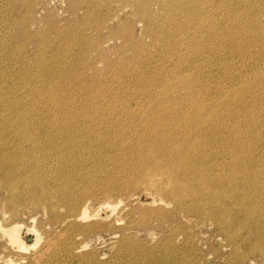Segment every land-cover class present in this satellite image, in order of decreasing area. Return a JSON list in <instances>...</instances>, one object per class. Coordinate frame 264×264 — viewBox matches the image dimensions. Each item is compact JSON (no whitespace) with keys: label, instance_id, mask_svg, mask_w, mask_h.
<instances>
[{"label":"rangeland","instance_id":"rangeland-1","mask_svg":"<svg viewBox=\"0 0 264 264\" xmlns=\"http://www.w3.org/2000/svg\"><path fill=\"white\" fill-rule=\"evenodd\" d=\"M226 1L229 0H218L214 4L219 12L214 14L210 10V19L212 22L217 20L220 24H223L226 19L230 21L213 30L222 29V34H225L223 40L227 41L228 30L234 26L238 30L236 35L239 36V41L248 42V45L238 47L228 43L222 53L215 46L199 48L198 51L202 52L199 58L180 60L177 69L189 67L188 71L198 81H207L203 91L199 90L200 95L195 102L200 99L205 104V112L209 114L208 121L214 122L213 128H217L218 134L223 137L221 141H218V146L219 148L222 146L224 161L229 163V169H231L229 173L235 165H239V169L228 176L231 181L242 177L238 185L243 186L245 190L237 200L235 199V203L238 201L235 207L242 208L238 214L239 219L235 220V225L227 223L219 225L217 222L225 219L219 221L211 217L208 211H202L200 215L194 214L195 212L191 210L198 211L195 208L198 205L192 201L191 206L187 205L184 209L178 208L182 202L168 204L161 201L158 205L151 196H146L145 183H141L136 189L123 187L121 191L108 192L96 189L97 191L89 197L95 210L103 199L110 196L114 198L119 195L116 198L120 202L111 214L115 220L109 223L112 227L115 226V229L103 228L99 233L101 235L85 248L87 251L91 249L95 252L93 256L96 264H264V79L262 78L264 76V0L249 2L236 0L232 1L229 7L225 5ZM152 4L155 8L158 6V4ZM235 5H238L239 9H235ZM136 7L137 3L130 0H116L110 5H101L100 0H0V110L11 113L18 109L19 113H25V116L29 117L51 115L53 120L57 119L60 122V126H66L68 120L57 117L55 113H71L83 119L87 113L82 107L93 108L92 105H97L101 106L94 118L97 121L104 118L107 120L117 118L118 113L126 110L125 113L128 116L121 120L122 126L110 123L107 130L99 135L98 143L108 145L110 137L120 134L123 126H128L137 116L139 119L141 114L146 113L144 112L146 108L141 107L140 111L132 115L129 113V108L122 106V101L128 96L135 95L137 91L140 95L146 96L138 101L139 105L149 102L158 104V101H152L145 89L150 86V82L155 77H159L157 72L168 71L186 50L191 49L192 43H181L185 39L184 36L194 37L203 31L195 28L189 33H184V24L189 20H196L197 17L182 19V22L176 20L179 32L175 34V42L168 43L171 38L168 37V33L165 34V29L169 27L171 21L167 20L165 15L162 17L157 14V11L146 12L160 21L157 28L140 20V16L136 14ZM107 15L110 19L111 16L115 18L110 20ZM129 18L133 19L130 24L134 26L129 31L132 35L113 34L112 36L110 28L121 25ZM153 31L157 33L154 34ZM253 31H255L254 34ZM7 40L10 41L9 44L4 42ZM120 46L124 48H118ZM121 62L122 64L125 62L124 68ZM157 68H159L158 71H156ZM119 77L123 78L118 79ZM198 81L195 84H198ZM178 86L182 88L180 93L183 94L184 84L180 82ZM51 96L57 98L59 104L67 101L73 109L66 107L55 112L51 108L49 111L50 106L43 101ZM180 99L179 95L171 96L170 99L168 96L162 110L175 108L191 114L193 105L192 108L185 106V103L191 104V102H187L185 98L182 101ZM23 100L26 105L23 104ZM192 100H194L193 96ZM16 101H22L20 106H16ZM9 102L11 107L6 109L4 104ZM123 103H128V107L136 106L134 99L125 100ZM255 104L256 108L253 112L245 113ZM216 112L222 118L221 120L216 118ZM111 116L113 118H109ZM142 117L146 121V117ZM149 118L150 121L156 120L153 116ZM239 127L243 128L245 133H241ZM157 133L158 129L149 132L146 138L150 140L156 137ZM63 134L65 135L63 139L70 137V142L66 144L67 150L78 148L80 144L76 127L71 126L68 131L63 130ZM137 135L136 129H130L126 133V137L132 140H135ZM204 144H214V140L209 136ZM227 144L229 147H225ZM147 147L149 145L144 148L134 146L132 155L138 161L142 160ZM117 148L115 152L118 154L127 147L117 146ZM194 151L200 154L205 151L202 155L208 157L215 150L212 145H209L205 150ZM107 153V150H103L96 156L95 169L99 163H105L110 159ZM81 155L86 156L82 152ZM247 164L248 167L255 168L261 173L260 177H253L250 183L245 180V177L252 174L253 169L247 170ZM220 167L216 166L217 169ZM2 183L0 178V185ZM216 189L218 190L217 187ZM134 190L135 193L128 197ZM218 193L220 192L214 193L216 196L213 202L219 199ZM6 196L9 209L14 210L19 204L12 201L8 193ZM196 196L197 194L191 192L188 195L191 200ZM129 199L132 203L123 209ZM159 199L158 195L155 200ZM228 201L221 198L222 210L227 203L233 204ZM254 205H257L256 209ZM172 209L176 212L170 218H166ZM19 210L23 213V217L11 221L17 227L16 233L19 239L22 237L28 243L27 237H32V234L27 231L28 227L39 230L41 234H54L55 228L41 213L35 217L30 216L34 208L26 206L20 207ZM109 211L112 212L111 209ZM247 211L250 215L254 213L253 219L248 222L243 217L244 212L247 214ZM146 214L148 217L143 219ZM63 217L61 215L59 219ZM43 219L45 222L42 223ZM159 221H162L161 224ZM0 224L1 228H6L3 221L0 220ZM148 227L149 229H146ZM112 230H116L117 233L115 234ZM79 237L78 234L65 236L70 243L75 242ZM132 240H134L135 248L130 246ZM5 243L6 241L0 238V263L4 264L11 259L14 261L11 264H18L19 257L15 254L19 253L17 246L10 247L8 243V247L14 251L15 255L6 258ZM42 243L39 242L36 247L27 249L28 251L24 253L28 256L35 255L36 260H43V263L47 262L44 259L46 250ZM141 246L146 249L144 252H141ZM73 263L77 262L73 261Z\"/></svg>","mask_w":264,"mask_h":264},{"label":"bare ground","instance_id":"bare-ground-1","mask_svg":"<svg viewBox=\"0 0 264 264\" xmlns=\"http://www.w3.org/2000/svg\"><path fill=\"white\" fill-rule=\"evenodd\" d=\"M114 1L116 2V0H100V4L110 5ZM130 1H135L137 3L136 14L140 16V20L146 21L148 24L157 28L160 25V21L156 17H152L146 13L150 10H153L152 12L157 11V14L162 15V17L165 15L164 17L171 21L169 27L165 29V34L168 33V37L171 38L168 43H174L175 34L179 32L176 20L182 22V19L197 17L196 20L192 19L184 24V33H189L195 28L203 31L194 37L188 35L184 36L185 39L182 40L181 43H192L191 49L189 48L186 50L184 55L176 60L168 71L162 73H160V71L157 72L156 74H158L159 77H155L154 79L151 78L153 79L152 82L149 81L150 86L147 85L148 87L145 91L148 96H151L150 98H152V101L156 100L158 104H153V102L150 104L149 102L139 105L138 101L146 96L140 95L137 91L135 95L128 96L123 100L134 99L136 106L128 107V103H123L122 101V106L129 108L130 114L135 115L140 111L141 107L146 108L144 111L146 113L141 114L139 119L137 116L128 126H123V131L120 134L110 137L108 145L98 143L99 135L107 130L110 123L121 125V120H124L128 116L125 113L126 110L122 111V113H118L117 118L111 120L104 118L95 121L94 118L98 108H101V106L92 105L93 108H86V106L82 107L83 104H80L84 112L87 113L84 115L83 120L77 115H71V113H55L59 112L58 109L71 107L72 105L67 101L59 104L55 97L51 96V98H48L49 95L46 99L44 98L45 100L43 102H46L47 105L50 106L49 111H51L52 108L55 110L54 113L57 114V117H64L68 120L66 126H60V122L57 119L53 120L51 115L47 114H37L38 116L32 115L33 117H29L28 115L25 116V113H19L17 111L18 109L15 110L16 108L14 109L17 111L16 113H14L15 111L11 112L14 114L7 112L5 109L4 111L6 112L0 110V178L3 182L0 185V187H2L0 188V214L2 215L0 220L6 225V228L0 227V238L6 241L4 245L6 249L5 252H7L5 255L6 258L13 257L14 254V251L10 250L8 247V243L10 247L17 246L19 253L15 254L19 257L18 264H96L93 256L95 252L91 249L87 251L85 248L101 235L99 233L102 232L103 228L112 227L109 223L111 220L115 219L111 217V214L120 204L117 200L118 198H116L119 195H116L114 198L109 195L110 197L102 201L99 200L101 202L95 210V206H93L89 197L93 192L97 191L96 189L108 192L117 191L123 187H129V189L132 187L136 189L141 183H145L146 196H151L152 199H154L153 201L157 202V204L161 201L168 204H179L182 202L179 204L178 208L184 209L187 205L191 206V201L196 202L198 206L195 208H197L198 211L196 209L191 211L198 215H200L202 211H208L211 217L219 221L225 219L224 221L217 222L219 225L223 223L235 225V220L239 219L238 214L242 208L235 207L236 204H238V201L235 203V199L237 200L245 190L243 186L238 185L242 177L236 181H231L228 178L233 171L239 169V165H235L232 172L229 173L231 171V169H229V163L224 161L225 159L221 152L222 146L220 148L218 146V141H221L223 137L218 134L217 128H213L214 122L208 121L209 114L205 112V104L200 99L195 102L200 95L199 90L201 89V92L203 91L207 81H198V79L193 77L188 71L190 69L189 67H183L179 70L177 66L180 60L186 58H199L202 54V52L198 51L199 48L215 46V48L222 53L228 43H233L238 47H246L248 42L239 41V36L236 35L238 30L234 26L228 30L227 41L223 40L225 34H222V29L213 30L230 21L226 19L223 24H220L217 20L212 22L210 19V10L214 14L219 12V9L214 7V4L217 3L218 0ZM232 1L236 0L226 1L225 5L229 7L233 3ZM246 1L249 2L250 0ZM152 3L158 4V6L155 8ZM236 4L239 5V3ZM238 5H235L234 8L239 9ZM230 10L232 11V8ZM88 12H90V9H88ZM112 18H115V16H111V19L110 16H108V19L112 20ZM132 20L129 18L128 21L125 20L121 25L111 27L109 31L112 33V36L113 34H130L129 31H131V28L134 26L130 24ZM206 31H208L209 34H206ZM153 33L156 34L157 32L153 31ZM254 33L255 31H253V34ZM4 42L10 43L9 40ZM102 46L103 44L101 43V47ZM122 47L123 46H120L118 48ZM12 51L13 50H11V52ZM40 51H42V49ZM236 53H238V51H236ZM205 58L207 59V56ZM123 64L122 68H124ZM158 69L159 68H157L156 71H158ZM122 78L123 77H119L118 79ZM262 78L264 79V76H262ZM143 81H141L142 85ZM196 81H198V84H195ZM180 82L184 84L183 88L185 91L183 90V94L180 93L182 88L178 86ZM178 95L181 97V101L185 98L187 102H191V104L185 103L187 107L191 106L192 108L193 105L191 114L176 110L175 108L162 110L166 103L165 99L168 96L170 99L171 96L177 97ZM209 95H212V90ZM192 96L194 100H192ZM13 98L15 99L14 96ZM21 102L16 101V106H20ZM39 102L40 100L38 103ZM10 103L11 102L7 103L9 105L6 103L4 104L6 109L11 107ZM23 104H25L24 100ZM151 108L155 110L150 111L149 109ZM255 108L256 104L252 106L250 111L245 113L253 112ZM253 115L255 114L253 113ZM142 116L146 117V121L143 120ZM150 116H153L156 120L150 121ZM109 118H113V116ZM216 118L218 120L222 119L217 112ZM71 126L76 127L77 139L80 145H78L76 149L67 150L66 144L70 142V137L63 139L65 136L63 130L68 131ZM130 129H136L138 131L135 140L126 137V133ZM157 129V136L148 140L146 138L147 133L154 132ZM239 129L241 133H245L243 128L239 127ZM209 136L214 140V144H204ZM146 145H149V147L144 150L145 157L138 161L135 156L132 155V149L134 146H141L144 148ZM209 145H212L215 151L208 157L202 155L205 154V151H203L202 154L194 151L196 149L205 150ZM117 146L127 148L117 154L115 152V149H118ZM225 147H229V145L227 144ZM82 148H84V150ZM103 150L108 151L106 155L109 156L110 159L105 163H99L98 167L95 169L94 163L97 158L96 156L101 154ZM81 152L86 156H82ZM217 165L221 167L217 169ZM246 169H253V173L245 177L248 183H250L253 177L261 176L258 170L248 167V164ZM249 186H251V184H249ZM190 192L197 194L192 200L188 197ZM217 192H220L218 193V198L220 200L221 198L228 199V202H233V204L231 203L232 205H230V203H227L224 206V210H222L219 199L213 202L214 196H216L214 193ZM6 193L11 195L12 201L19 204L14 210L9 209ZM134 193L135 190L132 191L128 197L132 196ZM158 195L160 199L155 200ZM131 203L132 200L129 199L123 206V209H126ZM26 206L34 208L33 214L30 215L31 217H35L40 213L46 217L48 221L51 222L52 227L55 228L54 234H41L39 230L28 227L27 231L32 234V237H27L28 243L25 239H22V237L19 239L18 233H16L17 227L12 224L11 221L23 217V213L20 212L19 209L20 207ZM256 207L257 205H254L255 209ZM110 209L112 212L109 211ZM175 212L176 210L172 209L171 213H168L166 218H170ZM61 215L64 217L59 219ZM252 216H254V213L250 215V212L247 211V214L244 212L243 217L248 222L253 219ZM147 217L146 214L143 216V219ZM41 222H45V219ZM159 222V224H161L162 221ZM149 227L146 229H149ZM112 228L115 229V226ZM116 230L112 231L116 234ZM77 234L80 237L77 238L75 242L70 243V240L65 238L66 235L75 236ZM80 234H82V236ZM126 238L127 237H125V239ZM134 240L130 242L132 243L130 246L135 248V244L133 243ZM39 242H43L42 246L46 250L44 259H46L47 262L45 263H43V260H36L35 255L28 256L24 253V251H28L27 249L36 247ZM140 250L144 252L146 249H144L143 246ZM73 261L77 263H73ZM11 263H14V261L9 259L4 264ZM0 264L3 263L1 262Z\"/></svg>","mask_w":264,"mask_h":264}]
</instances>
